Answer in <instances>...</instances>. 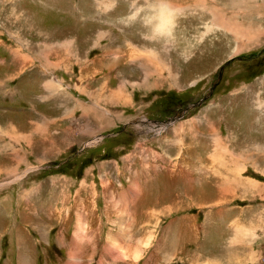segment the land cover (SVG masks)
<instances>
[{"label": "rangeland", "instance_id": "rangeland-1", "mask_svg": "<svg viewBox=\"0 0 264 264\" xmlns=\"http://www.w3.org/2000/svg\"><path fill=\"white\" fill-rule=\"evenodd\" d=\"M201 1L161 46L141 0H0V264H264V0Z\"/></svg>", "mask_w": 264, "mask_h": 264}, {"label": "clouds", "instance_id": "clouds-1", "mask_svg": "<svg viewBox=\"0 0 264 264\" xmlns=\"http://www.w3.org/2000/svg\"><path fill=\"white\" fill-rule=\"evenodd\" d=\"M176 7V0H141L134 15L140 16L144 35L152 37V42L164 46L174 35L175 19L171 12Z\"/></svg>", "mask_w": 264, "mask_h": 264}, {"label": "bare ground", "instance_id": "bare-ground-1", "mask_svg": "<svg viewBox=\"0 0 264 264\" xmlns=\"http://www.w3.org/2000/svg\"><path fill=\"white\" fill-rule=\"evenodd\" d=\"M181 1H184V0H181ZM192 1V0H191ZM205 1V0H204ZM247 1H249V0H247ZM261 1V0H260ZM260 1H259V3H260ZM232 2H233V0H232ZM236 2L238 3V4H240V2H241V0H236ZM245 3V2H244ZM254 3V2H253ZM258 3V2H257ZM233 4H235V2L233 3ZM246 4V3H245ZM256 4V3H255ZM106 5H112V3L111 4H106ZM194 6H195V4H194ZM197 6V5H196ZM198 6L199 7H201L202 9L201 10H204L205 9V4H204V2L203 1H201V0H199V2H198ZM225 6V5H224ZM242 6H244L243 4H241V6L239 7H237L238 9L237 10H239L240 8L242 9ZM109 7L111 8V6H108V9H109ZM188 7L189 6H183V8H185V9H188ZM191 7H193V6H191ZM209 7V6H208ZM190 8V7H189ZM195 8H198V7H195ZM212 8H214V7H212ZM247 8H248V5H247ZM179 9V8H178ZM209 10V9H208ZM218 10V8H215V11H217ZM243 10V9H242ZM245 10V9H244ZM207 11V10H206ZM205 12V11H204ZM242 12V11H241ZM241 12H238V14H237V16H239V17H241L242 15H241ZM245 12V11H244ZM201 13V12H200ZM175 13H174V11H172L171 12V16H172V18H173V15H174ZM209 14L211 15V17H212V21H211V23H210V26H212V25H214L213 26V28L211 27V30L212 29H216L217 27L218 28H220L221 26V24L222 25H224V26H229V24H230V20L231 19H229L228 21L223 17L222 18V20H221V23L217 20H215L216 19V17H215V14H214V11H213V9H210V12H209ZM224 15V14H223ZM236 15V14H235ZM222 16V14L219 16V17H221ZM227 18V17H226ZM233 18H235L236 19V16H234ZM232 18V19H233ZM223 19H225V20H223ZM208 26V25H207ZM220 26V27H219ZM256 34H258V32L256 33ZM256 34H255V36H253L252 35V33H251V30H249L247 27H245V26H243V25H239L238 27H237V30H234L232 33H231V35H232V41L233 40H235L236 42H238V44L236 45V49H234L233 50V54L232 55H234V54H238V50H243L244 49V47L245 46H247L248 44H250L251 42H249V41H251L252 39L254 40L255 39V37H256ZM257 40V39H256ZM66 43H63V45H65ZM159 70H160V68H158ZM169 73V72H168ZM49 84V83H48ZM181 127V126H180ZM163 128V127H162ZM176 128V127H175ZM178 128V127H177ZM177 128L176 129H172L171 131H173L174 132V134L176 133V132H178V130H177ZM237 185H238V183H237ZM220 188H222V186L220 187ZM237 188H240V189H242V190H244V188H242V186H240V185H238V187ZM252 188V187H251ZM251 188H250V190H251ZM224 189H222V191H223ZM226 191H224V193H225ZM227 193V192H226ZM115 196H113V198H114ZM117 200V199H116ZM115 201V200H114ZM82 205H83V203H82ZM108 207V206H107ZM260 224H264L263 223V221L260 223ZM79 226L77 227V232L79 231L80 233H82L83 232V230H84V226L82 225L81 226V224L79 223L78 224ZM123 225V224H122ZM147 225V224H146ZM259 227V226H258ZM233 234H237V228L234 230V233ZM76 235H77V233H76ZM234 236V235H233ZM235 237H237L236 235H235ZM77 238V237H76ZM119 238H117V241L119 242V240H118ZM238 239V238H237ZM252 239V238H251ZM234 240H235V238H234ZM76 241V240H75ZM238 241V240H237ZM112 243H113V241H111ZM116 242V241H115ZM230 242H232V241H230ZM80 243V242H79ZM118 244V243H117ZM121 247V246H120ZM231 249V248H230ZM125 253V252H124ZM28 259H27V256H24V258H22L21 259V264H30V262L28 263Z\"/></svg>", "mask_w": 264, "mask_h": 264}, {"label": "crops", "instance_id": "crops-1", "mask_svg": "<svg viewBox=\"0 0 264 264\" xmlns=\"http://www.w3.org/2000/svg\"><path fill=\"white\" fill-rule=\"evenodd\" d=\"M254 1H258V0H249L248 2H247V5H249L251 2H254ZM29 125H31V123L29 124ZM43 128V127H42ZM13 129H15V128H13ZM33 129V134H30V135H34V133H35V130H36V127H33L32 128ZM37 129H38V126H37ZM16 131H17V129H15ZM39 130V129H38ZM41 130V129H40ZM32 131V130H31ZM39 132V131H38ZM1 134H2V132H0ZM264 134V133H263ZM41 135V134H40ZM20 142V137L18 136V135H16V132L14 131V135H13V138H12V143L13 142ZM26 143H28L29 144V140L28 141H26ZM6 145H8V144H6ZM9 148H12V147H9ZM0 149H1V146H0ZM2 150V149H1ZM14 150V149H13ZM16 151H14V153H15ZM215 160H216V158H215ZM263 173H264V169H263V171H262ZM262 182V181H261ZM236 183H240L239 185L240 186H242V188H244V190H246V192H249V194H250V196H252L253 194H257V195H259V194H261L263 191L262 190H264V180H263V184H261V183H258V182H256V181H254V180H251V178H249V177H239L238 178V180L236 181ZM256 186V188L254 189V186ZM252 187V188H251ZM250 188H251V190H250ZM253 190L255 191V192H253ZM261 198H263L264 196H260ZM260 212H262L263 213V211H260ZM253 213H255V211H254V209H251L249 212H248V215L246 216V222H248L249 223V218H250V214H253ZM257 213V212H256ZM264 223V222H263ZM257 226V225H256ZM252 226H251V230H250V232H252ZM259 230H261V231H263L264 232V229H262V228H258ZM239 238L240 239H242V235L240 234L239 235ZM254 237H252V239H253ZM252 239H248L249 241L250 240H252ZM243 240H246L245 238H243ZM234 243V245L236 246V249H234V248H232L231 249V252H232V256H233V258H231V262H236V264H244L245 263V261L246 260H251V261H256V259H255V257H256V255L253 253V249L252 248H250V247H246V244H244L243 245V243L242 242H233ZM240 252H245L244 254L245 255H243L242 257H241V259H239L240 257H239V255H240ZM241 262V263H240Z\"/></svg>", "mask_w": 264, "mask_h": 264}, {"label": "water", "instance_id": "water-1", "mask_svg": "<svg viewBox=\"0 0 264 264\" xmlns=\"http://www.w3.org/2000/svg\"><path fill=\"white\" fill-rule=\"evenodd\" d=\"M192 108H193V106H187V107L185 108V111H188V110H190V109H192ZM177 117L179 118V117H181V116H175L174 118L172 117V121H174V120L176 121V120L178 119ZM178 120H179V119H178ZM175 121H174V122H175ZM164 124H165V123H164ZM164 124H160V127H163V129L167 128V127L170 126L172 123H171V124H168V125H167V124L164 125Z\"/></svg>", "mask_w": 264, "mask_h": 264}]
</instances>
